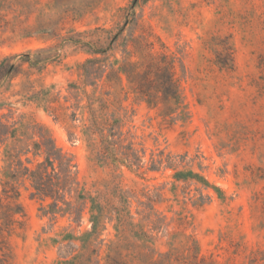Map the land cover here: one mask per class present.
Masks as SVG:
<instances>
[{"label":"rangeland","instance_id":"1","mask_svg":"<svg viewBox=\"0 0 264 264\" xmlns=\"http://www.w3.org/2000/svg\"><path fill=\"white\" fill-rule=\"evenodd\" d=\"M2 14L0 63L14 57L10 64L16 71L0 78V124L9 131L0 143V198L4 189L14 188L18 196L10 191L7 201L22 210L0 235L7 264H59L64 260L59 247L68 243L64 237H79L90 228L88 210L80 223L73 221L74 214L44 216L42 209L47 210L51 200L31 197L25 178H10L14 164L6 151L14 138L27 144L28 153L20 157L27 167L44 161L43 142L50 140L64 159L72 161L71 171L93 196L118 186L135 222L138 203L146 201L142 194L160 189L165 200L154 206L155 213L165 218L169 232L175 229L176 213L186 216L185 234L195 241L202 259L197 264H264V0H26L18 12L5 9ZM122 26H127L124 37L144 30L155 51L174 60L181 108L173 119L161 103L150 107L130 93L118 94L106 82L95 88L82 85L81 65L89 57L64 39L95 28L114 32ZM227 49L231 68L218 64ZM42 50L47 52L37 54ZM27 53L57 58L30 67L19 57ZM115 56L119 59L120 52ZM83 90L109 103L103 110L94 104L100 122L121 135V147L131 146L143 163L139 169L89 160L83 136L88 98ZM99 140L94 134L93 141ZM162 150L185 156L177 170L204 176L221 195L205 190L199 194V185L181 181L176 183L179 201H174L173 171H147L151 156L156 158ZM121 152L114 147L115 157ZM54 167L59 170L57 162ZM184 192L193 200L205 195L211 199L201 207L188 200L183 204ZM153 235L156 251L168 252L167 236L162 231ZM100 240L103 245L96 244L92 259L105 264L106 244L115 240L112 225L94 244Z\"/></svg>","mask_w":264,"mask_h":264},{"label":"trees","instance_id":"2","mask_svg":"<svg viewBox=\"0 0 264 264\" xmlns=\"http://www.w3.org/2000/svg\"><path fill=\"white\" fill-rule=\"evenodd\" d=\"M26 0H0V19L4 16L2 11L18 12V5ZM132 13V12H131ZM131 15V14H130ZM127 26H122L116 31H107L103 28L85 31L66 37L65 43L77 46L88 55V59L81 65L82 85L86 88H95L99 83L106 82L117 88L119 93H130L134 100L144 102L150 107H155L161 103L165 108V114L174 118L181 108V95L177 81L174 77V60L164 52H157L154 49V42L150 40L151 35L142 31V35L133 36L128 34L125 37L123 32ZM49 51V50H48ZM120 52V58L115 54ZM47 51H39L42 54ZM22 63H27L30 67L44 65L52 62L57 55L41 57L31 56L29 53L19 56ZM14 58V57H13ZM4 58L0 63V78L10 72L16 71V67L10 64L13 59ZM113 58V61H111ZM106 60H110L109 65ZM218 64L223 68H231L232 56L227 49L225 59L218 60ZM127 89V91L124 90ZM83 93L88 98L87 109L89 112L88 125L84 124L83 136L87 142L89 160L94 163L108 166L114 162H119L128 169L136 166L137 169L143 165L140 158L131 150V146L121 147V135L114 131V127L108 123H101V114L94 108V104L99 103V110L106 109L108 102L94 99L89 96L86 90ZM179 115V114H178ZM16 130L10 133L15 136ZM9 133L5 126L0 124V143L4 144L6 135ZM99 135V144L93 141L94 134ZM21 134H24L21 132ZM19 139L14 138V145L6 151L8 158L12 159L14 170L10 175L13 180L25 178L31 187V197L41 201L51 200L47 210L42 209L43 215L60 214L71 216L74 214L73 221L80 223L86 210L89 214L88 222L90 228L79 237L66 235L63 240H67L66 245L59 247L60 255L64 258L59 264H99V261L92 259L104 240L95 243L99 236L107 230V225H112L115 231V240L106 244L107 254L105 264H197L198 252L196 243L191 236L185 234L186 216L176 213L172 223L175 229L168 231L169 224H165V218L155 213L154 206L162 203L165 199L160 189L146 191L143 193L145 202H139L140 210L136 211L139 221L135 222L134 216L128 209V201L118 186L114 185L111 192L96 191L92 193L81 185L75 173L71 171L73 165L70 159H64L61 151L55 147L52 141L43 142L44 161L38 163L34 168L23 164L20 157L28 153L27 144H23ZM22 144V145H18ZM118 146L121 152L119 158L115 157L113 149ZM35 150H39V145L35 144ZM185 156H173L159 151L156 158H150L148 172H159L161 169L173 171L172 192L177 199L176 183L192 182L200 187L196 189L199 194L202 190L213 191L221 195L220 190L211 184L204 176L193 171L181 172L177 168L183 163ZM29 163L28 160H26ZM58 163V171L54 163ZM10 191H13L15 198L18 196L14 188L4 189L0 198V235L8 230L16 222V217L21 215V207L16 203L8 202ZM111 194V197L109 195ZM74 194V197H73ZM190 192H184L182 203L186 200L191 201L195 207H201L210 202V196H199L193 200L189 197ZM68 196V197H67ZM73 199V200H71ZM79 203V207L75 206ZM59 204H61L59 206ZM147 227V230H144ZM163 232L168 239L170 250L168 252H157L154 248L156 237L153 234ZM78 241L79 246L72 242ZM70 260H66L67 255H71ZM190 258L193 263H190ZM0 264H7V256L0 247Z\"/></svg>","mask_w":264,"mask_h":264}]
</instances>
